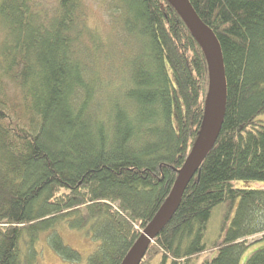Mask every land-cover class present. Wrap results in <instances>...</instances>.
Returning a JSON list of instances; mask_svg holds the SVG:
<instances>
[{"label":"trees","instance_id":"16d2710c","mask_svg":"<svg viewBox=\"0 0 264 264\" xmlns=\"http://www.w3.org/2000/svg\"><path fill=\"white\" fill-rule=\"evenodd\" d=\"M189 2L222 47L225 120L141 264H241L264 236V189L235 185L264 184V0ZM208 67L167 0H0V264H40L43 236L82 261L64 225L94 243L86 264H123L196 144Z\"/></svg>","mask_w":264,"mask_h":264},{"label":"water","instance_id":"95a60500","mask_svg":"<svg viewBox=\"0 0 264 264\" xmlns=\"http://www.w3.org/2000/svg\"><path fill=\"white\" fill-rule=\"evenodd\" d=\"M167 1L175 7L179 14L183 15L192 34L195 35L200 45H202L205 56H207V65L209 66L210 88L206 97L204 121L196 144L183 167L178 170V177L168 198L131 248L123 264H141L149 246L178 211L183 194L188 188L190 181L195 178L203 164L202 162L208 157L210 151L217 143L227 109L228 87L224 55L216 34L202 22L189 0Z\"/></svg>","mask_w":264,"mask_h":264},{"label":"rangeland","instance_id":"374dc122","mask_svg":"<svg viewBox=\"0 0 264 264\" xmlns=\"http://www.w3.org/2000/svg\"><path fill=\"white\" fill-rule=\"evenodd\" d=\"M98 18H93L92 23H96ZM261 120L264 121V115L261 116ZM236 187L240 189H253V188H263L264 184L256 181H238L235 182ZM226 210V205L222 204L216 207L212 212V218L208 224L207 231V241L209 244L216 240H220L222 224L224 220V212ZM61 236L66 244L71 246L73 249L78 250L82 255L83 259L79 262H71L65 258L58 255L48 244L47 240L42 237L40 243L38 244V250L40 251V264H86L88 256L92 254L94 250V243L90 241V238L86 235L84 231L72 230L67 225H64L63 229L60 230ZM248 245L251 246L245 254L242 256L241 264H246L249 256L256 252L258 249L264 248V236L255 235L248 239ZM93 249V250H92ZM160 261L155 260L153 264H159Z\"/></svg>","mask_w":264,"mask_h":264}]
</instances>
